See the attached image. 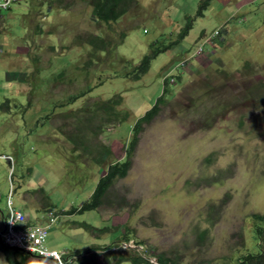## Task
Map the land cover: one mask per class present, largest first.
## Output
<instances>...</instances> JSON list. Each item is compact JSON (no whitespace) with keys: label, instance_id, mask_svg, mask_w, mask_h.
<instances>
[{"label":"rangeland","instance_id":"1","mask_svg":"<svg viewBox=\"0 0 264 264\" xmlns=\"http://www.w3.org/2000/svg\"><path fill=\"white\" fill-rule=\"evenodd\" d=\"M89 3L64 0L52 8L49 0L37 4L14 0L10 9L0 13V154L14 156L16 206L30 217L37 207L39 214L44 213L42 206L49 202L64 210L77 208L90 196L92 188L86 184L100 176L86 158L80 159L82 165L95 169H90V178L83 183L80 175L85 171L72 166L76 168L68 171L72 181L64 179L68 169L63 162L71 148L64 137L70 128L67 123L76 116L58 112L77 107L89 96L101 100L120 95L118 108L127 109L129 115L121 123H111L99 137L116 159L122 158L132 122L160 95L162 80L184 74L182 82L169 85L175 95L168 93L158 114L143 125L131 168L115 185L131 207L101 206L62 215L49 230L46 244L60 253L100 245L104 248L93 249L94 255L86 252L90 264H113V253H142L134 240L105 248L128 228L129 235L151 251L152 260L164 253L178 254L182 264L228 261L252 244L250 216L264 214V0L245 5L209 0L202 17L197 16L200 0H135L111 24L109 38L116 48L112 45L114 52L100 54L90 76L78 68L86 59L84 37L97 32L108 35V30L92 21ZM189 17L195 20L187 36L157 54L147 72L134 81L131 72L139 60L149 50L176 41ZM220 26L227 31L219 46L215 44L217 54L200 52L202 33ZM120 32L126 35L120 38ZM194 54L197 58L184 73L180 62ZM36 67L41 70L37 78L48 80H34H40L38 87L28 95L25 76ZM61 70L65 78L55 81ZM77 94L72 102L55 106ZM7 99L11 108L2 107ZM29 100L32 105L25 107ZM229 167L230 177L207 183L218 170ZM30 168V178L24 181ZM9 171V162L0 157V219L2 212L7 213ZM28 185L41 187L48 199L37 190L26 192ZM222 199L224 206L218 205ZM210 204L219 206L213 224L208 221ZM81 222L109 226L108 233L86 230ZM194 227L208 228L203 245L196 240ZM0 264H9L1 252Z\"/></svg>","mask_w":264,"mask_h":264},{"label":"trees","instance_id":"2","mask_svg":"<svg viewBox=\"0 0 264 264\" xmlns=\"http://www.w3.org/2000/svg\"><path fill=\"white\" fill-rule=\"evenodd\" d=\"M64 0H49L50 6L53 8L57 3L61 6ZM38 0H36V4ZM209 0H200V5L197 11V16H203V12L208 6ZM135 4V0H90L89 6L91 7V17L92 21L96 23H101L108 30V35L102 33H89L88 36L84 37V45L86 46L85 51V63L82 67H78L79 70L84 69V75L90 76V68L93 67V62L98 59L101 53L104 52H114V40L109 38V31L111 30V24L116 22L121 16L126 14L132 5ZM50 7V9H51ZM61 8V7H60ZM62 9H65L63 7ZM195 18L189 17L185 26L180 29L178 38L174 42H170L169 45L163 46L160 48H154L149 50V52L144 55L140 60L138 66H136L131 74L133 75V80L137 81L141 75L145 74L149 69L150 61L153 60L157 54L167 51L171 48L172 45L180 39H183L187 36L188 32L193 28V21ZM37 31L39 32L41 28L39 25ZM126 34L120 32V38L124 37ZM203 37V53L213 56L217 54L218 50L216 49L217 44L219 46V41L221 37L224 39V34L218 35L214 34L212 30L210 32L202 33ZM220 36V37H219ZM222 41V40H221ZM113 45V46H112ZM112 47V48H110ZM116 48V46H115ZM34 62H37V59H33ZM190 63H187L189 65ZM186 65V66H187ZM88 69V70H86ZM59 71L55 81H63L65 78L66 72ZM186 71V67L184 73ZM41 74L39 67H36V70L33 74H26L25 80L30 84V90L28 95H31V92L34 88L38 87V82L34 83V80L42 79L47 82L48 78L42 77L37 78V75ZM83 74V73H82ZM183 75H178L176 77H171L169 81L167 79L162 80L161 93L160 95L152 102V104L143 111L142 115L138 116L134 122H132L131 130L129 131L130 137L129 140L124 145V156L121 159H116L114 157V152L112 148L100 141L99 133H102L107 129L111 123L117 122L120 123L128 115L127 109L123 107L118 108L122 98L120 95L115 94L107 99H101L99 97L89 96L82 100L81 104L72 109L60 111L65 117L67 116H76L75 120L69 121L68 126L70 128L66 130L64 139L70 144V152L68 158L63 162L64 166L68 169L64 174L68 180L72 181V177L69 174V170H72V166L80 167L78 163L81 164L80 159L88 160L96 167L99 171V178L97 182H92V193L88 199L83 200L81 206L78 208V212L88 211L97 209L101 206L114 207L115 210H121L126 207H131L132 203L128 201L126 194L118 193L119 190L115 188L117 182L127 176L129 169L131 168V157L134 153V150L137 146V143L140 139V132L143 129V125L148 124L151 120L158 114L160 109V104L165 103L166 95H175V93H170L168 88L169 85H177L183 80ZM31 78V79H30ZM58 79V80H57ZM70 81V80H69ZM68 81V82H69ZM25 82V81H24ZM27 83V82H26ZM99 83L96 84L98 86ZM95 86V87H96ZM257 87H261L257 85ZM258 90V89H257ZM83 95V93H81ZM79 94L69 99L67 97L64 101L56 102L55 106L63 105V103L72 102ZM11 108L9 99L5 101L2 107ZM32 105L29 100L25 107H30ZM76 121V122H75ZM64 131V130H63ZM61 131V132H63ZM66 150V149H65ZM212 154L207 156L206 161L210 162ZM81 161V162H80ZM73 168L72 171H75L76 168ZM100 167H103L100 168ZM91 170L94 168H86L80 175V179L84 181L86 178L91 177ZM227 171H231V168L224 170H218L216 174L210 177L207 180L208 184H214L221 182L224 178L230 177V174ZM75 173V172H74ZM228 174V175H227ZM227 175V176H226ZM75 176V175H73ZM200 185V184H199ZM228 195V194H227ZM224 199L218 205H225ZM219 206L216 204H210L208 210V221L213 224L216 222V210ZM73 210H70L67 213H71ZM252 225L250 226L249 233L252 244L244 249L241 253H236L234 256L229 257L228 261L224 262H206L205 264H264V214L253 213L251 216ZM86 230L98 231V233H105L109 228L102 227L97 228L92 226L89 223L82 222L79 223ZM195 238L200 245H203L204 241H207L208 228L202 229L200 227H194ZM134 240V244L138 246H144L146 250L147 246L140 240L134 239L129 235L128 228L125 229L124 233L120 236L115 237V241L110 243L108 248L114 247L118 242H129ZM148 250V249H147ZM0 252L5 255L7 261L10 264H24L26 256L19 251L6 247L1 243L0 240ZM114 254V253H113ZM151 254V251H150ZM112 258L115 260L113 264H122L125 261L130 262V264H152L149 257L144 253L133 252L131 254L118 253L114 254ZM107 259V257H106ZM156 264H182L178 254H171L170 256L165 255L164 253L156 254L155 257ZM89 259L82 258L81 264H88Z\"/></svg>","mask_w":264,"mask_h":264},{"label":"clouds","instance_id":"3","mask_svg":"<svg viewBox=\"0 0 264 264\" xmlns=\"http://www.w3.org/2000/svg\"><path fill=\"white\" fill-rule=\"evenodd\" d=\"M224 1H226V0H224ZM237 1L240 2L242 5H245L250 0H237ZM13 3H14V0H12L11 4L8 7L1 9L0 13L3 10L10 9V7H11V5ZM244 19L245 18H241V20H244ZM226 31H227L226 27H222V26L212 30V32L214 34H218V35H221V34H223V32H226ZM200 38L202 40H200V44L197 46V48H199L200 52L203 53V37H200ZM221 39H223V37H221ZM197 56H198V54H194L192 56V58H187L186 57L185 59H183L182 62H180L179 67L184 66V68H185L187 63H191L192 61H195ZM141 132H140V134H141ZM126 142H124V144H126ZM138 143H139V141H138ZM60 150L63 151L62 149H60ZM0 157L3 158V159H6L9 162V164H10V171H9V180H10V186L9 187L10 188H9V192H8V195H7V204H6L7 213L2 212L3 218L0 219V240H1V243L3 245H5L6 247H9L11 249H14V250L19 251L20 253L24 254L26 256V260H25L24 264H81V259L82 258L89 259V263L88 264H90L92 259L90 257H86L85 256L86 252H92L93 253L92 255H94V252L92 251L93 249H97L98 250V249H102L104 247H100V245H98V246H94L92 248H89V249H86V250H83V251L69 250V251H65V252H61L60 253V252H58L55 249H49L47 247V244H46V238H47V235L49 233V230L57 222L58 218L60 216H62V215H69V214L73 213L74 211L78 212V208L81 206L82 203H80V205L77 208L64 210V209H60L55 204H52V203L49 202L47 205L42 206V211L44 213L39 214V212H38L39 211V207H37L36 211L33 213L32 217H30V215L27 214L24 210H22L21 208L17 207L15 202H14V196H15L17 190H18V188H17V186H16V184L14 182V178H13V176L15 175V173H14V168H15V166H14V156L12 154H8V153H1ZM118 159H121V158H118ZM92 166H94V165L92 164ZM80 168H82V171H83V170H85L88 167H84L82 165V162H81ZM32 171H33V169L30 168L28 170V173L26 174V177L25 178L21 177V178L24 181H25L26 178H30V175H31L30 173ZM97 171H98V169H97ZM83 183H84V181H83ZM86 185H88L89 188H92V186L89 183L86 184ZM25 190H26V192H34L33 190H37L38 193L43 194L44 197H46L45 191L42 190L41 187H39V186L34 187L33 185H28L27 188L25 187ZM92 191L93 190H91V193H92ZM88 198H85V199H88ZM128 201H129V199H128ZM10 202H11V205H12V209L10 208ZM97 209H100V207L97 208ZM70 210H73V211L71 213H67ZM18 215H20L21 217L18 216ZM17 216H18V218H17ZM12 218H16V225H15V230L17 231L16 234H18V233L21 234V231H25V233H28V235H30V234L33 233V230H35L37 228H41V229L44 230V234H45L44 239L41 242H39V243L34 242V241H30L29 243L23 242L21 246L12 245V243H9V242L5 241L4 234L7 233V231H6L7 230V222L10 219H12ZM108 229L106 230V233H108ZM97 234H102V233H98V231H97ZM131 241H133V240L131 239L129 242H121L120 241L114 247H116V246L121 247V246L127 245ZM133 244H134V241H133ZM109 245H106L105 248H108ZM114 247H112V248H114ZM134 247L135 248H142V253H144L146 255L148 254L147 256L149 257V259L152 262V264H156L155 259L153 258V260H152V258L149 256V255H151L149 253V250H147V249L144 250L145 249L144 246H138V245L134 244ZM110 250H111V248H110ZM130 252L131 253L132 252L141 253L138 250H136V251L130 250ZM120 253H122V252H120ZM125 255H127V254H125ZM112 256H114V254H112ZM105 259H106V257H105ZM125 262H127V261H125ZM128 263H130V262H128Z\"/></svg>","mask_w":264,"mask_h":264},{"label":"built area","instance_id":"4","mask_svg":"<svg viewBox=\"0 0 264 264\" xmlns=\"http://www.w3.org/2000/svg\"><path fill=\"white\" fill-rule=\"evenodd\" d=\"M11 2L12 0H0V10L8 7L11 4ZM10 208L12 209L11 202H10ZM15 225H16V218L10 219L7 222V230H6L7 233L4 234L5 241L12 243V245L21 246L23 242L29 243L30 241L39 243L45 237L44 230L41 228H37L33 230V233L30 235H28V233H25V231H21V234L19 233L16 234L17 231L15 230Z\"/></svg>","mask_w":264,"mask_h":264}]
</instances>
